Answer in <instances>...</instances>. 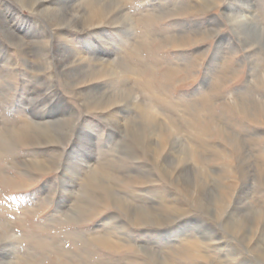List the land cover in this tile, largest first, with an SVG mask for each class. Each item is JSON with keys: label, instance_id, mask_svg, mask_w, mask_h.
I'll use <instances>...</instances> for the list:
<instances>
[{"label": "rangeland", "instance_id": "rangeland-1", "mask_svg": "<svg viewBox=\"0 0 264 264\" xmlns=\"http://www.w3.org/2000/svg\"><path fill=\"white\" fill-rule=\"evenodd\" d=\"M263 45L264 0H0V264H264Z\"/></svg>", "mask_w": 264, "mask_h": 264}, {"label": "bare ground", "instance_id": "bare-ground-1", "mask_svg": "<svg viewBox=\"0 0 264 264\" xmlns=\"http://www.w3.org/2000/svg\"><path fill=\"white\" fill-rule=\"evenodd\" d=\"M43 1V0H42ZM41 4V3H40ZM115 5H117V2H116V4ZM122 5V4H121ZM36 7H37V5H36ZM39 8V7H38ZM40 9V8H39ZM53 10V9H52ZM126 11V10H125ZM47 14V13H46ZM54 15V14H53ZM246 15L245 14H242V17L244 18ZM60 17V16H59ZM59 17H56L57 18V20H59ZM126 17V16H125ZM128 17H126V19H127ZM53 19V18H52ZM50 20H51V17H50ZM258 21V20H257ZM130 22V21H129ZM248 25V24H247ZM250 30V29H249ZM247 31V30H246ZM248 32V31H247ZM254 36V35H253ZM251 37V36H250ZM264 46V45H263ZM126 61V60H125ZM121 62H124V61H121ZM128 62V61H127ZM126 63V62H125ZM130 64V63H129ZM132 65V64H131ZM111 66V65H110ZM123 66H125L124 65V63H123ZM81 71V70H80ZM109 92V91H108ZM134 102V101H133ZM136 102V101H135ZM135 110V109H134ZM47 114V113H46ZM127 119V118H126ZM157 119V118H156ZM53 120V119H52ZM128 120V119H127ZM132 120V119H131ZM139 120L141 121V118H139ZM153 121V120H152ZM151 121V122H152ZM155 121H157V120H155ZM137 122V121H136ZM139 122V121H138ZM141 123V122H140ZM154 123V122H153ZM116 124V123H115ZM119 124V123H118ZM155 124V123H154ZM154 124H152V126H154ZM157 124V123H156ZM160 124V123H159ZM120 126H121V124H120ZM157 126V125H156ZM119 127V126H118ZM122 128H124V127H122ZM154 129H155V127H154ZM122 132H123V130H122ZM176 139V138H175ZM178 139H176V142H178L177 141ZM180 140V139H179ZM150 141H152V140H150ZM154 143H155V141H154ZM181 143V142H180ZM178 144V143H177ZM182 145V144H181ZM177 147H179V146H177ZM176 148V147H175ZM116 152V151H115ZM96 168H94V170H92V171H90L89 173L91 174V175H93V176H95V174H96V170H95ZM106 175V174H105ZM103 176L104 178L106 177V176ZM111 176V175H110ZM109 177V176H108ZM204 177V176H203ZM103 178V179H104ZM110 179V178H109ZM105 180V179H104ZM203 180H205V178H203ZM251 187V186H250ZM251 189V188H250ZM255 190V189H254ZM203 191V190H202ZM208 191V190H207ZM250 191V190H249ZM209 192V191H208ZM207 192V193H208ZM205 193V192H204ZM249 193V192H248ZM209 194V193H208ZM202 196V195H201ZM204 198V197H203ZM117 200V199H116ZM120 200H122L121 198H120ZM258 201V200H257ZM120 202V201H119ZM248 205V204H247ZM254 208H256V207H254ZM249 210V209H248ZM250 211V210H249ZM254 211V210H253ZM238 228L239 229V226L238 225H234V228ZM105 236V235H104ZM102 237L98 234V236H96V237H94L93 238V240H100ZM90 241H91V238L89 239ZM14 246V245H13ZM5 248V247H4ZM13 250V249H12ZM2 259V258H1Z\"/></svg>", "mask_w": 264, "mask_h": 264}]
</instances>
